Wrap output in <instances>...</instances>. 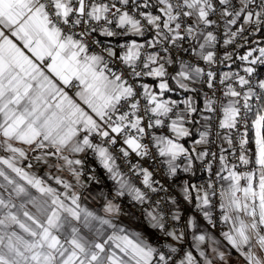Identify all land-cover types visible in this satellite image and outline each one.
I'll list each match as a JSON object with an SVG mask.
<instances>
[{
  "label": "snow or ice",
  "instance_id": "1",
  "mask_svg": "<svg viewBox=\"0 0 264 264\" xmlns=\"http://www.w3.org/2000/svg\"><path fill=\"white\" fill-rule=\"evenodd\" d=\"M262 29L264 0H0V264H229L225 246L207 234L193 235L195 253L173 246L185 233L169 230L163 212L146 213L164 238L154 244L115 222L122 208L113 199L104 198L103 215L84 206L89 156L114 182L115 197L134 204L166 191L152 169L171 178L198 161L208 180L185 181L184 200L195 192L216 227L210 209L218 197L226 247L244 264H264V80L253 84L255 69L244 67L245 75L223 73L217 89L211 70L218 33L228 46ZM97 35L126 39L112 45ZM252 56L239 59L264 63V47ZM231 58L225 52L222 60ZM144 78L159 81V92ZM169 80L185 92L199 94L197 84L212 91L202 109L192 97L179 108L161 98L172 91ZM198 111L209 114L205 130L186 147ZM117 152L126 163L139 158L129 171L147 191L122 171ZM250 163L251 171L239 170Z\"/></svg>",
  "mask_w": 264,
  "mask_h": 264
},
{
  "label": "built area",
  "instance_id": "2",
  "mask_svg": "<svg viewBox=\"0 0 264 264\" xmlns=\"http://www.w3.org/2000/svg\"><path fill=\"white\" fill-rule=\"evenodd\" d=\"M258 32H254V33L250 34V31H246L244 33V36L247 37L246 40L238 38L236 42H234L232 45H228V46L223 45V40L218 33L219 43L215 48V52L217 55V63L211 67V70L216 73V88L217 89H220L222 87L219 84V79L223 73L230 72V73H239L240 75H245V73L243 72L244 67H253L255 69L253 76L250 78L252 80L253 84H255L259 80H264V75L262 74L261 70H259L260 67L264 66V63L257 62L255 65H252L246 61H242L239 59V57L245 55L247 52H244L242 55H239L237 57L240 60V62L238 64H233L234 56L236 54H238L239 51L244 49L246 47V45L248 44L249 39L255 38L257 36ZM96 38L98 40H100L102 43H108V44H112V45H115L117 40H119L120 43H123L126 39L124 37L104 38V37H100L99 35H97ZM237 45H239V47ZM185 47H187V44H185ZM261 47H264V44L255 43L249 49V51L253 52V56L250 59L259 56V48H261ZM225 52H229L232 54V58L230 60H222ZM173 55H175V53H173ZM183 59L189 60V54L185 53L183 55ZM192 60H193V62H195V58H192ZM199 65L204 67L206 70L208 69V66L205 65L203 63V61H199ZM173 67H178V65L173 66ZM172 69L173 68L170 67L169 71H171ZM143 82L145 83L144 80H143ZM195 87L197 88V91L199 93V94L195 93V95L198 96L202 102L204 101L206 93L208 95L211 94L212 90H209L207 88V86L204 84H197ZM256 91L260 92L259 89H256ZM219 95H220V92L217 91V96H219ZM179 102H178L179 108H183L184 107L183 104H180ZM251 103L255 107V105L258 104L259 101L254 97L253 100L251 101ZM203 115H209V114L203 113ZM249 116H250V114H249ZM201 127H202V131H204L205 129L203 127V123H202ZM250 128H251V126H250V119H249V126L247 129L248 138H249ZM160 131L167 133L166 128L163 130H160ZM221 131H223V130H221ZM241 131H243V128L241 129ZM212 150L216 151V147L212 146ZM116 154L118 156V164L120 165L122 171L125 174H127L130 177V179H132V181L138 187H140L144 191H147L146 189L143 188V185L140 183V178H137L135 175H133L129 171L130 163L140 162L139 158L133 154L129 158L130 163H126L124 158L121 157L118 152ZM248 154H249V157L251 159L252 158L251 145H249V153ZM229 159L232 163H238V160L236 157H229ZM150 163H151V161H149L144 166L147 167L148 164H150ZM198 164H199L200 169L202 170V165L199 162H198ZM215 167H216V165L214 164V168ZM253 168H254V164H252V163H250L248 166H242V165L239 166V170L242 172L243 171H251ZM92 169H95V173L92 172ZM152 170L154 171V178L156 180L160 181V185H162L163 189H166V191L160 190L157 193H150L148 202L144 203V204H134L131 201L130 197L125 195L124 197H118L117 198L118 204L121 205L122 210H134L139 217V223L141 225H146V226H150L149 220L146 217L147 212H149V211L163 212L169 230H179V231H183L185 233V239L183 242L178 243V244L175 242H171V241L170 242L173 243V246L177 247L180 251H183L185 249H190V241H189V237H188L187 232H186L185 216L188 212H191V213H194L196 216L200 217L201 211L198 209L191 208L188 205V203L186 202V200H184L182 194L180 193V190H179V184L181 181L180 175L184 172H182V171L179 172V174L176 177L167 178L164 175L163 168H160L159 166H157L156 168H154ZM92 174H95L97 179H99V178L107 179L108 178L107 174L99 166L98 162H96L95 160H93L91 158V156H89L88 166L85 169L84 176L88 177L89 175H92ZM208 177H209V173L202 170L201 177L197 178L195 181L196 185L197 186L204 185L206 183V181L208 180ZM213 200H214V205L210 209V211L212 213L213 220L216 224V227H212V225L209 224L208 221H206V222H207V225L209 226V228L211 229V231L215 235L220 236L221 235V228L223 226L221 225V223L219 221L220 213H219V209L217 206L218 197L213 198ZM157 204L159 205L158 207H157ZM176 206L178 207V209L180 211V213H179L180 220H178V221L172 219V213L176 212L175 211ZM151 229H152V233L150 235L149 241L154 243V244L163 243L164 238L159 233V231L156 229H153L152 227H151Z\"/></svg>",
  "mask_w": 264,
  "mask_h": 264
},
{
  "label": "crops",
  "instance_id": "3",
  "mask_svg": "<svg viewBox=\"0 0 264 264\" xmlns=\"http://www.w3.org/2000/svg\"><path fill=\"white\" fill-rule=\"evenodd\" d=\"M178 68V67H176ZM173 70V69H172ZM172 70L170 72H172ZM174 74V72H173ZM145 83L149 84L152 87L153 91L159 92V89L157 87V84L159 81L154 80L152 78H144ZM170 87L172 88V91L165 92L163 99H170V100H175L177 102L183 101L188 97H192L193 102L197 106V101L195 94L193 92H185L183 89H180L176 86L175 82L169 80ZM203 106V105H202ZM203 116V114H202ZM200 118L201 121V126H202V117ZM188 126V125H186ZM164 134H169L170 133H164ZM199 138V137H198ZM196 138V139H198ZM182 142V141H181ZM183 143V142H182ZM192 146V142L189 144V147ZM187 147V146H186ZM198 164V161L194 165V170L191 173H182L180 175V184H179V190L180 193L182 194V186L185 181H187L190 185L194 184L196 185L195 181H193V176L192 174L196 172V166ZM44 169H39L38 174L43 175ZM87 185V187L83 190V196H82V204L86 207H88L90 210H95L97 211L100 215H103V212L101 211L103 203H104V198L107 197L108 199H113L115 203H118L117 198L115 197V192H114V182L110 180L109 178L103 179L99 178L98 180L100 181L97 183L96 181H89L88 177L83 176L82 178ZM55 186V185H54ZM59 187V186H56ZM195 192L190 193V200L186 201L188 205L193 208V209H198L196 206V200H195ZM183 196V194H182ZM200 210V209H198ZM175 211L180 213L178 207H175ZM201 211V210H200ZM186 219V232L189 237L190 241V249L194 251L195 253V248L193 247L194 245V240H193V235H200V234H207L212 236L216 241L220 243V245L225 246V250H227L230 254V260L229 264H244L243 258L239 256V254L233 250L230 249V247H226V242L223 240L222 235L217 236L215 235L209 226L207 225V220L203 216V212L201 211V216L198 217L194 213L188 212L185 216ZM191 219L192 220V226L189 227L187 224V221ZM116 223L124 226L127 228L129 231H137L139 232L142 237L145 239L149 240L150 235L152 233L151 226H146V225H141L139 223V217L137 213L134 210H122L121 215L116 218L115 220ZM110 231V230H109ZM208 242H206L207 244ZM202 248H205L204 245L201 246ZM206 250L210 254V248H206Z\"/></svg>",
  "mask_w": 264,
  "mask_h": 264
},
{
  "label": "trees",
  "instance_id": "4",
  "mask_svg": "<svg viewBox=\"0 0 264 264\" xmlns=\"http://www.w3.org/2000/svg\"><path fill=\"white\" fill-rule=\"evenodd\" d=\"M255 43L264 44V29L259 31L255 38L249 39L248 44L246 45V47L244 49H242L241 51H239V53L234 56L233 64H238L240 62V60L237 57L239 55H242L244 52H248L249 49ZM259 70H261L262 74L264 75V66L260 67ZM195 97H196V101H197V108L198 109H202L203 108V106H202L203 102L201 101V99L198 96L195 95ZM202 114H203V112H199L198 111L197 113H194L193 116L195 117V119L197 121H200V118H201ZM249 117L252 118V114L251 113H250ZM188 127H190V130L192 132V136L182 140V142L185 143V146H187V147H189V144L192 142V140H194V139L199 137V133L202 131V127H201L200 123H193L192 125H188ZM253 137H254V134H253V131L250 128L249 140H250V145H251V148H252V153L254 152V143L252 142V138ZM201 175H202V170L200 169L199 164H197L196 172L192 174L193 181H196V179L201 177Z\"/></svg>",
  "mask_w": 264,
  "mask_h": 264
},
{
  "label": "rangeland",
  "instance_id": "5",
  "mask_svg": "<svg viewBox=\"0 0 264 264\" xmlns=\"http://www.w3.org/2000/svg\"><path fill=\"white\" fill-rule=\"evenodd\" d=\"M250 121H251V118H250ZM251 130L253 131V129L251 128ZM253 134H254V131H253Z\"/></svg>",
  "mask_w": 264,
  "mask_h": 264
}]
</instances>
